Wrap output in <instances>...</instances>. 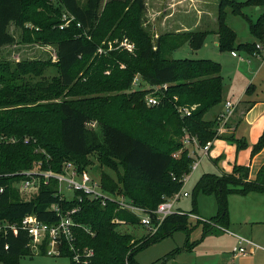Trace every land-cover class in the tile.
Here are the masks:
<instances>
[{
    "label": "trees",
    "instance_id": "1",
    "mask_svg": "<svg viewBox=\"0 0 264 264\" xmlns=\"http://www.w3.org/2000/svg\"><path fill=\"white\" fill-rule=\"evenodd\" d=\"M244 4L264 6V0L245 3L218 0L215 32L220 49L232 51L235 41V33L224 21L226 6L239 14ZM144 12V0H108L102 9L100 0L83 3L79 0H0V47L14 42L9 31L11 24L24 29L28 21L39 32L50 30L57 56L55 62L41 58L0 62V185L3 186L0 222L17 226L0 231V264H17L20 256L32 253L30 237L20 227L25 215L33 214L47 223L57 222L61 212L77 202L60 199L51 179L46 184L40 183L35 196L23 199L13 183L26 177L22 173L25 170L39 166L41 170L60 171L64 161L87 169L90 156L97 153L99 165L110 167L116 174L113 178L106 172L101 173V186L106 192H121L134 203L154 209L164 196L181 187L179 179L193 161L183 148L185 133L195 137L200 145L222 137L235 143L237 148L245 147L243 138L217 132L218 117L204 119V114L221 101V65L209 59L168 56L186 42L190 48L198 49L207 31L162 33L153 44L142 26ZM53 25L57 28L56 35H52ZM249 28L263 40L264 14L250 23ZM31 30L36 32L34 28ZM125 43L132 48H126ZM255 44L240 46L255 53L258 51ZM101 47L102 52L98 50ZM49 67L56 69L52 80L44 75ZM135 75L140 77L142 85L133 89ZM143 83L167 85L159 93L160 105L145 104L144 96L151 89L143 87ZM66 87L82 97L51 99ZM101 90L113 91L114 95H108L111 99L85 95ZM110 104L115 109L108 113ZM177 106L195 107L189 115H181ZM99 107L106 111L98 121V136L89 129V123ZM115 114L124 117V121L111 122ZM11 137L16 141H10ZM263 144L264 130L253 145L252 154ZM177 151V156H173ZM248 173L247 166L237 165L230 173L205 172L194 183L190 212H196L198 193L213 194L217 206L214 216L196 220L203 226L202 235L216 225H226L229 194L264 193V164L254 179H249ZM52 204L60 207V214L50 208ZM78 206L71 215L75 222L73 238L56 245L58 255L69 257L70 264H138L134 257L142 248L175 231L183 230L187 235L190 232L187 214L173 213L154 233L138 241L116 229L122 224H139V219L114 201L103 205L99 199L83 197ZM200 239L186 244L183 250H190ZM47 244L45 239L38 253L48 254ZM84 248L91 250L89 254L83 253ZM181 250L178 247L163 259ZM76 253L77 259H74Z\"/></svg>",
    "mask_w": 264,
    "mask_h": 264
},
{
    "label": "rangeland",
    "instance_id": "2",
    "mask_svg": "<svg viewBox=\"0 0 264 264\" xmlns=\"http://www.w3.org/2000/svg\"><path fill=\"white\" fill-rule=\"evenodd\" d=\"M79 1L83 3L85 0ZM107 1L108 0H100L101 9ZM235 1L245 3L247 0ZM144 2L145 12L142 26L150 35L153 44L155 43V39L162 33L178 34L202 29L207 31L205 39L198 49L190 48L189 44L186 42L180 47L172 50L168 56L174 59H209L218 62L221 65L220 73L224 83L221 101L219 103L226 98H233L236 100L245 87L243 83L252 74L251 69H257L264 61V38L263 40L258 39V37H256L249 28L250 23L256 22L258 17L264 14V6L244 4V6L241 7V13L239 14H234L230 7L226 6L224 21L225 24L235 33V41L232 50L236 53V55L233 56L231 55V49L222 50L218 47V35L210 31L213 25H216L215 21L218 0H144ZM25 27L27 28L22 29L15 27L13 24L9 26V31L14 36V42L0 47V62L9 61L13 63L19 59L35 58L54 59L55 45L53 38L49 36L48 31L50 30H41L39 32V30L37 31L38 27L33 26L28 21L26 22ZM33 28L36 29V32L31 30ZM52 28L54 29L52 35H56V25H53ZM247 43H260L261 46L263 45L260 55L257 53L253 54L247 51L243 46H240L241 44ZM44 75L48 80H52L54 75H56V69L49 67L45 70ZM59 93L60 94L58 96H51V99L65 98L77 100L82 97V95L76 93L75 90L68 91L67 87L61 89ZM85 95L97 97L98 99H111V96L108 95H114V92L101 90L96 93H86ZM42 101L44 102L48 100L46 99ZM88 103L90 104V102ZM113 107L114 106L110 104L108 113ZM215 109L216 108H212L206 112L204 114V119L212 120L214 112L216 111ZM120 110L122 109L120 108ZM105 111L106 110H101L100 107L99 109H95L92 115V121L89 123V129L94 131L98 136L100 135L98 121L104 116L103 114ZM110 121L122 123V121H124V117L119 114H115V117L110 119ZM98 156L99 155L97 153L91 155L90 163L86 164V167L90 171L92 177L99 179L101 173L106 172L111 177L116 178V174L110 167L99 165ZM199 171L200 168L193 173L191 179L184 187V189L189 192V196L179 199L175 203L174 209L180 208L184 211L192 209V201L194 199L193 186L198 178ZM96 188L98 189V187ZM36 193L37 192L28 190L21 192L20 196L23 199H29L35 196ZM119 193L122 194L121 192ZM68 196L72 195L68 193ZM195 200L198 212L201 216L209 218L216 214V202L213 194L206 195L198 193L195 196ZM194 221L195 220L187 221V227H191V229L194 228L196 225V222ZM116 229H118L121 233H129L132 235L134 240L137 239L138 241L142 240L141 238L146 239L145 237L150 234V232L141 224H122L117 226ZM200 233V228L192 230L189 234V240L192 241L194 239H198L200 237ZM186 237L187 236L184 231H175L172 235L165 236L162 239L142 248L135 254L134 258L138 264H194L195 260L204 253L199 252L201 249L194 252L183 250L186 245ZM36 246L37 247H32L31 254L20 256L17 264H70L69 257L58 255L55 252V245L51 246L47 244L48 254L38 253L39 246ZM178 247L182 248V250L167 260L163 259L166 254ZM212 248H214L212 245L205 247V249L208 250ZM82 251L84 254H87L91 250L84 248ZM78 252L79 250L77 253ZM246 260L247 259H244V263H246ZM233 264H236L235 260L233 261Z\"/></svg>",
    "mask_w": 264,
    "mask_h": 264
},
{
    "label": "crops",
    "instance_id": "3",
    "mask_svg": "<svg viewBox=\"0 0 264 264\" xmlns=\"http://www.w3.org/2000/svg\"><path fill=\"white\" fill-rule=\"evenodd\" d=\"M216 27L217 24L213 25V29L211 28L210 31L216 33ZM262 49L263 45L257 51L258 55ZM54 55V59H51L52 62L57 60L56 50ZM261 64L257 69H251L252 74L243 83L245 87L236 100L226 98L212 107L216 108L214 117H220L221 114L227 113L226 103H232L231 113L224 123L219 122L217 132L223 135L231 134L238 139L243 138L246 142L245 147L237 148L235 143L222 137L210 141L206 151L197 146L196 143H188L183 148H186L188 155L198 162L196 168L191 172L189 180L198 168H200L199 178L205 172L230 173L237 165L248 167L249 179L256 177L258 170L264 164V144L252 154V147L264 130V61ZM227 201L228 221L226 225H216L204 235H202L203 226L201 224L196 223L192 229L189 227L190 232L200 228L199 238L201 239L190 250L186 251L194 252L201 249L199 252L204 253L195 260L194 264H233L234 260L236 264H264V193L249 192L245 195L231 193L228 195ZM175 210L184 211L180 208H175ZM190 211L185 212L196 217L187 216L188 221L195 220L194 222H196L197 219L203 221L210 218L201 216L197 206L195 213ZM189 234H186V244L199 239L190 241ZM208 245H212L214 248L205 249ZM239 247H244V253H237ZM244 259H247L246 263H244Z\"/></svg>",
    "mask_w": 264,
    "mask_h": 264
},
{
    "label": "built area",
    "instance_id": "4",
    "mask_svg": "<svg viewBox=\"0 0 264 264\" xmlns=\"http://www.w3.org/2000/svg\"><path fill=\"white\" fill-rule=\"evenodd\" d=\"M63 18L65 17L63 16ZM63 26L64 23L60 25V28ZM125 46L128 49L132 48V45L128 43H125ZM255 46L258 50L262 48L260 43H256ZM98 50L102 52L103 48L101 47ZM231 54L234 56L236 55L234 51H231ZM141 85L140 77L135 75L132 80L133 89L140 88ZM143 85V87L151 89V91L144 96L145 104L147 106L160 105L162 103V96L159 95V93H162V90H165L167 85L162 84L151 86L147 83H143ZM194 107L195 106L190 108L177 106V110L181 113V115H189L191 111L190 109H193ZM232 108V103H226L227 113H223L220 117H218L220 123L225 122L227 116L231 113ZM10 141L15 142L16 138L11 137ZM27 141V138H25L24 142ZM182 143L183 146L188 143H196L197 146L206 151L210 141H207L204 145H200L196 141L195 137L189 136L185 133ZM177 154L178 152H175L173 153V156H177ZM197 163V160L193 159L188 172L184 173L179 179L182 183L181 187L169 197H163V200L154 209L140 206L134 203L133 200L126 198L123 194L106 192L101 186L100 179L92 177L88 169H79L72 161H64L60 171L41 170L39 166H35L33 169L23 171L22 173H24L26 177L13 183L19 193L28 190L37 192L41 182L46 184L51 179L55 181L56 194L60 199L75 200L77 202L74 207L63 212H61V209L57 204H52L50 206L52 210L58 212V214L61 212L60 218L57 222H43L35 215L27 214L22 218L20 227L27 231L30 237L29 244L31 248L37 247L36 245L39 246L45 239H47L48 244L51 246H56L61 240L70 241L73 238L72 226L75 225L71 215L78 210V203L82 200V198L87 197L89 199H99L103 205L106 201H114L118 207L134 213L139 219V224L145 227L150 233H154L163 220L170 214H187V216L196 217L191 213L175 210L174 204L179 199L189 195V193L184 190V186L188 182L191 172L196 168ZM96 187H98V189ZM2 191L3 186L0 185V193ZM68 193L72 196H68ZM16 227L17 226L14 223H8L7 221L0 222V231L14 229ZM247 242L252 243L249 240H247ZM244 251V247H239L237 253H244ZM55 252L58 254L57 246ZM87 254H89V252ZM77 255V253L74 255V259H77Z\"/></svg>",
    "mask_w": 264,
    "mask_h": 264
}]
</instances>
